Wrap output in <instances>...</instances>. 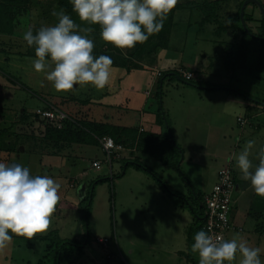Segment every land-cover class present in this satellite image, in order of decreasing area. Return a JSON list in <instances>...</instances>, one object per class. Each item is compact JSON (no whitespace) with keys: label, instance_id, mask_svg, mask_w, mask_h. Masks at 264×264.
<instances>
[{"label":"rangeland","instance_id":"1","mask_svg":"<svg viewBox=\"0 0 264 264\" xmlns=\"http://www.w3.org/2000/svg\"><path fill=\"white\" fill-rule=\"evenodd\" d=\"M180 1L181 0H179V2ZM189 1L190 0H182L184 8H177L174 11V21L167 40L168 48H166L165 57L161 66L163 65V67H166L167 70L165 71H183V69L189 70L192 68L200 70V72H197L196 80L203 82L205 86L203 84L191 86L182 82L180 79H174L171 81V79L165 78L166 80L163 85L164 93L162 95L161 103V97L157 95V91L158 83L161 82L159 77L164 70L156 71L158 78L157 83L155 84V77L152 85L147 83L149 77L152 75L150 68L146 70H132L130 76L127 74L122 75L121 72L118 71H113L111 82H113L114 85H121L124 87L128 85L129 81L134 82V90H130L128 93L126 91V97H129L131 100L130 105H134L136 103L135 100L137 102L140 101L142 96L145 98V103L143 110L138 108H135L134 110L129 109L125 104L128 99H126L125 102V98L122 97L120 103L117 102V104H113L112 107L109 106L112 109H106V111H103L100 101L93 97L98 90L95 87L91 85H77L74 86L72 90L58 92L53 88L51 82H48L44 78L43 73H37L34 70L27 71L26 69L20 68V66H32L31 61L34 58L16 59L17 64L20 66L18 65L17 69L13 72L15 76L28 82V85L35 92L45 94L47 93L46 90L49 88L51 94H57L55 104L56 109L66 113L67 117L73 116L74 119L78 120L85 119L104 122L101 118L105 113H114L115 118L112 119V116H110V120L106 118V122L122 124L128 127L139 126V119L142 114L146 115L147 120L148 118L149 120L150 118L153 119L152 115L158 116V108L161 105L164 112L168 114L172 126V134L175 139H182L180 142L182 143L185 152V159L184 156H181L183 161L182 168L190 178L189 180L184 178L175 168L164 167L157 158H154L145 152H141L138 155L144 163L156 170L159 175L170 178L172 181L171 184L175 187L172 192L174 194L180 193L182 194L181 196L184 195L186 199L192 197L189 190H192L191 185L194 186L195 184L194 188L198 190L197 185L200 183L201 179L204 178V189H209L211 184L215 183L213 182L215 174L230 164L228 163L224 165L225 160L222 157L223 155L225 156L230 149L229 145H223L219 148L220 152L223 154L220 157H218V151L215 155L207 154V152L200 153L198 152L199 149L197 146H194V141L190 138V133L194 132L197 126L201 125L200 132L204 133L206 129L208 131L212 130L209 132L208 137H220L224 128H233L235 131L240 130V124L237 121L238 116L241 115L248 119L251 117L247 114V111H242V113L240 111L235 112L234 110L226 112L223 110V108L226 109V105H223V107L218 110H216L215 105H209L210 97L213 96L214 92H223L221 90H216L219 88V85H232V88L239 91L237 94L239 96L240 93H243L245 98L255 96L264 100V68L258 64V62L264 64V40L251 39L246 34V28L242 24L241 26H243L245 32L241 31V33L238 34V39H243L245 43V46H243L245 47L243 52H245L246 55L240 56L238 55L239 53L234 54V51H232L233 49H227V53H225L224 44L219 42L233 39L232 28L230 27V24H228V19L231 10L234 8V4L232 3H235V1L217 0L219 6L224 5L221 12L218 11V13L220 12V18L216 21L207 22L205 24L203 23L205 11L200 7L186 8L185 6ZM193 1L202 3L205 0ZM213 1L216 0H212V2ZM179 2L177 4H179ZM42 3L46 2L42 1ZM181 5L180 7H182ZM40 10L41 9L38 7L32 8L30 16L32 26H36L38 23V25L49 26L57 22V19H54L55 22L46 21L45 18L42 19L39 15ZM246 12L252 14L254 17L253 20L246 21L248 28L253 31L251 32L249 30V35L254 36V33L259 32V27L264 24V15L261 13L258 6H255L254 8L248 7ZM26 18L28 19L27 15H21L19 19L24 22L27 20ZM222 22L225 25H228L229 28L222 30V27L220 26V23ZM17 29L19 34L13 35V38L0 35V46L1 43H5V46L8 48V50H0V67L3 71L9 69V62L4 61V59L9 58L12 62L14 57L12 53L17 50H24L23 44L18 43L24 41L22 37L26 28L24 31L22 26ZM17 38L18 41L16 40ZM10 47L11 51H9ZM240 50L241 48L238 49V51ZM15 53L18 55L17 53L20 52ZM235 56L236 58H234ZM243 56L245 58H243ZM243 60L245 61L244 66L240 65ZM171 61L175 63L172 64ZM198 62L199 64H197ZM168 65H172L173 67L167 68ZM179 65L182 66L178 67ZM202 65L205 68H202ZM117 69L118 68L115 70ZM201 72L204 73V75H202ZM118 77H121V80H118ZM41 82H43V85ZM104 90H106V88ZM97 93H99V91ZM232 94L236 95L235 93ZM135 95L138 96L139 100L136 99L137 97H135ZM45 96L41 98L39 95H34L26 89H18L16 97L13 99L2 100V97H0V106L3 107V110H6L11 104L15 105L14 109L23 104L28 109V112L31 111L29 114V120H31L32 125L34 123L32 118L34 113H32V111L35 112L37 107L44 106L46 102H44L45 100L43 101V98ZM92 99L96 100L92 102ZM82 101H87V103H83ZM212 101L215 100L212 99ZM253 104H255V111L262 110L261 105L258 102ZM257 113L262 115L264 114V111ZM122 114H124V117L116 118V116H121ZM12 117H14V115L11 112L8 113V118ZM12 120H14V118L8 121V123L11 124ZM201 120L203 121L202 123H204L203 125L198 123ZM205 120L211 121L210 128L207 126ZM147 123L150 122L148 121ZM249 123L252 124V126L250 124L246 126V128L249 129L253 127V123H259L260 131L258 135H261L264 138V115L259 116V118H252ZM57 125L59 126V124ZM2 126L3 125L0 124V128ZM162 128L164 129V124ZM42 129L44 130L43 133H45L46 126ZM25 130H28L29 132L31 131L27 128ZM42 134L39 131L36 132L35 135L38 137L28 140L27 144H23L26 146L24 150L22 148L23 145L19 146L13 158L18 159V161L20 160V164L28 167L31 172L48 171L46 168L47 163L41 165L40 162L41 160L42 162L47 160V162L50 161L51 163L48 164H51L52 168L55 169L53 170L54 175L50 173H48V175L61 185L59 189L60 200L57 203L55 212L52 216V224L50 228L44 233H37L34 238L13 235V239L8 246L0 249V264H39L46 252V247L48 246V241L39 239V235H49V239H51V244L53 246H56L58 242L62 240L82 241L84 239L86 229L84 227L83 212L78 208V186L72 188L69 192L67 184L70 178L64 176H70V173L74 174V172L80 170L82 173L86 172L85 176L80 179L82 184L87 183L84 187L93 189L92 191H94V195L89 216L91 242L86 247L85 255L76 256V259L78 258L76 264H113L116 258L115 247H117V241L124 251L130 255V258L126 257L127 260H134L133 256L135 255L140 259L138 260V263L140 264H164L165 255L162 253V257L159 259L157 254H160L161 252L156 253V251L150 247L154 245L162 247L167 243H176L183 240L182 235H179V231L176 232L174 238H169V234L161 231L159 223H156L152 219V215L150 216L151 210H153L151 208L161 205V199L155 198V193L157 195L161 194L160 192L165 193L163 187H165L166 181H159L160 178L157 180L150 175L151 173L147 174L141 170V172H139L136 171V169H122L120 166L121 164L118 162L113 163L112 173L116 174L121 171V176L118 177L116 175L114 178H117L112 180L113 176L110 175L111 168L108 164L110 163V160L104 155L101 146L98 145L97 147L88 144L79 145L75 143L67 145L58 152H55L56 149L52 147L51 155L48 153L47 148L44 147L46 144L40 139ZM193 134L192 138L195 139ZM199 137L202 140L200 134ZM199 137L196 138V141H199ZM233 140L235 141L236 137H233ZM184 141L186 142L184 143ZM263 144L264 142L262 143L260 140L256 141L255 145L260 147L257 149L255 155L252 152L250 156L251 160L253 158L252 161L258 162L256 156ZM26 148L27 151H25ZM32 149L33 151H29ZM240 151V149L234 150L236 153ZM48 155L51 156L48 158ZM228 155L230 156V154ZM198 156L201 157L200 162H197ZM96 157L102 161V167L100 168L93 165V161ZM122 157L126 158L130 156L122 155ZM52 162H55V165ZM100 176L106 177L105 181H100L97 185L91 184L93 180L96 181ZM148 178H151V181L155 183L148 182ZM90 184L91 187H89ZM151 185H154L157 188L154 190L147 188ZM234 195L235 191L233 196ZM65 199H67V202H65L62 207L60 205L61 201ZM178 200L180 201L181 199L179 198ZM72 201L77 204L76 207L69 206L68 202ZM188 209L190 208L188 207ZM154 213L156 215L160 214L161 210L158 209ZM157 217L158 220H160L159 216ZM99 238H107L108 245L103 247L98 241ZM109 251L111 252L110 255H108ZM73 255L74 254H70L69 258L73 257ZM117 260H122L119 251ZM173 260L175 261V264L178 263V259Z\"/></svg>","mask_w":264,"mask_h":264},{"label":"clouds","instance_id":"2","mask_svg":"<svg viewBox=\"0 0 264 264\" xmlns=\"http://www.w3.org/2000/svg\"><path fill=\"white\" fill-rule=\"evenodd\" d=\"M178 2L70 0L72 11L81 21L99 25L101 39L122 50L144 44L161 32ZM52 15L57 18L55 24L35 32L28 27L23 33L26 45L34 49L33 70L43 73L58 92L77 85H91L99 90L109 87L113 60L109 55H94V40L87 35L93 29L82 28L63 10H53ZM255 143L248 140L229 160H235L242 178L250 182L258 196L264 197V146L257 153L258 163L253 164L250 156ZM60 187L47 174L34 175L20 163L0 161V249L8 246L13 235L32 238L50 228ZM191 251L198 255V264H233L237 260L238 264H264V247L252 246L238 234L225 238L201 229L194 235Z\"/></svg>","mask_w":264,"mask_h":264},{"label":"crops","instance_id":"3","mask_svg":"<svg viewBox=\"0 0 264 264\" xmlns=\"http://www.w3.org/2000/svg\"><path fill=\"white\" fill-rule=\"evenodd\" d=\"M230 1H235V3L234 2L232 3V4H234V8H233V10H231V14H229V19H228V24L231 25L232 20H233V16L235 15V13H237L239 11L240 2L242 0H230ZM179 3H182V0ZM49 22H55V20L50 19ZM96 29L97 30L92 31L90 34L89 33L87 34V35H89V38L94 40V44H95L94 48L97 47V49L99 51H101V50L102 51H108V49L110 48L111 50H115L114 56L122 55L125 57H130V54H133L134 55L133 58L135 59V61L142 64V68H140V69L146 70V69L150 68V70L152 71L151 72L152 75L149 77V80L147 82L148 84L152 85V82L154 81L155 77H156L155 84L157 83L158 78H157L156 71L167 70L166 67H163V65L161 66V64H162V61L165 57V52H166V48H168V44L166 46L160 48L159 50H161V51L158 50L155 53H153V51H154L153 47H150L149 44H146V46L144 48H143V45H145V44H142V45L137 44L132 49H123L122 50V49L114 47L110 43H106L105 41H103L100 37V31H98L97 27H96ZM0 35H5V37H10V38L14 37L13 35L4 34V33H0ZM16 40L18 41V38ZM156 40H158V39H156ZM20 43L23 44L24 50L14 51V53H12V55H14L12 62L9 60V58L4 59V61L9 62V69L7 71H3L2 68L0 67V97H2V100H10V99H13L16 97V93H17L18 89H26L27 91H29L30 93H32L34 95H39L41 98L46 95L43 98V101L45 100L44 102H46L45 104L50 105V106H52V105L55 106L57 94H55V93L51 94V92L49 91L50 90L49 88L46 90L47 93H45V94L39 93V92H35L34 90H32V88L28 85V82L22 80L21 78H19L17 76L15 78H17L18 80H21V81L17 82V84L13 83V81L10 79L9 76H15L13 74V72L15 69H17V66L19 65V64H17L16 59H18V58H25V59L27 58L28 59L30 57L35 58L34 55L24 54V52H26L28 47H27L25 41L19 42L18 44H20ZM5 45H6L5 43H1L0 50H2V49L8 50L7 46H5ZM138 48L143 49V51H142L143 53H138V56H141V59H139L137 61V59L135 57L137 56L136 55V49H138ZM225 48H226V46L224 45V49ZM9 51H11V47H10ZM224 51H225V53H227L226 49ZM15 52H20V53H17L18 55H16ZM140 54H142V55H140ZM171 62H172V64L175 63L173 61H171ZM197 64H199V62ZM258 64H259V62H258ZM240 65L244 66V63L242 62V63H240ZM160 66H161V68H160ZM181 66L182 65H179L178 67H181ZM259 66L262 67L263 65L259 64ZM169 67L172 68L173 66L168 65L167 68H169ZM20 68L26 69L27 71L28 70L33 71L32 66H27V67L20 66ZM116 68H118V69L115 70ZM202 68H205V67L202 65ZM132 70L135 71L136 69H132ZM132 70H127L124 67L113 65V71L121 72L122 75L127 74L128 76H130ZM137 70H139V69H137ZM183 72H192L194 74H197V72H200V70H195L194 68L189 69V70L183 69ZM202 75H204V73H202ZM118 80H121V77H118ZM221 85H223V84H221ZM221 85H219V86H221ZM46 88H47V86H46ZM134 88H135V84L133 81H129L128 85L124 86V87H122L121 85H114L113 82H111L110 86L106 87V90H104V89L99 90L98 89L97 92L99 91V93L96 92L93 97L97 98V100L100 101L103 111H106V109H112L110 107H112L113 104H117V102L120 103L122 97L125 98V102H126V99H128L127 103H125L127 105V108L133 109V110L135 108H138V109L143 110V106L145 103L144 96H142L141 100L138 102L135 100L136 103L132 106L130 105L131 100L129 99V97H126V91L128 93V91L134 90ZM207 89H209V88H207ZM216 90H221L223 92H214L213 96L210 97L209 105H212V106L215 105L216 110L222 108L223 105H226V109L223 108V110L226 112H231L234 110L235 112L240 111L242 113V111H247V114H249L251 117L249 119L244 118L241 115L237 117V121L240 124V130L239 131H235L233 128H230V129L224 128L223 132L220 134V137H218V136L217 137L216 136L208 137L209 132L212 130L208 131L206 129V131L204 133L200 132V129H201V125H200V126H197V128L194 132L190 133L191 137L190 136L189 137L194 141V146L195 147L197 146V148L199 149L198 152H200V153L201 152H207V154H214L215 155L216 152L218 151L217 152V153H219L218 157L223 155L220 152V149H219L220 147H222L223 145H229L230 146V149L228 150L227 154L225 156L223 155L222 157L225 160L224 165H226L228 163L231 164V167H232V169L235 173V176H236L237 187L235 189L234 206H233V210H232V214H231L232 228L227 232L226 238H231L232 236L238 234V235L246 238L249 241L250 245L264 247V197L258 196L254 192V190L252 189L250 182L247 180H244L242 178L241 173L239 172V170L237 169V167L235 165V160H231V161L229 160V157L232 156L234 153H236V152H234V150L235 149L242 150L243 146L245 145V143L248 140H255V142L257 140H260V141H262V143L264 142L263 136L258 135L259 131H260V124L259 123H256V124L253 123L254 125L250 129L246 128V126H248L250 124L249 122H250V120H252V118H259V116L264 115V114L260 115L257 113L260 111H264V103H262V102H264V100L259 99L258 97H255V96L245 98V96L242 93H240V96H239V95H237L238 93L231 92V91H228V90H225L222 88H220V89L217 88ZM232 93H235L236 95H234ZM135 97H137L136 99L139 100L138 96L135 95ZM212 99H214L215 101H212ZM95 100L96 99H92V102H94ZM255 102H258L261 105L262 110H258V111L254 110L255 104H253V103H255ZM14 106L15 105L11 104L9 106V108H7L6 110H3L2 109L3 107L0 106V124L3 125L0 128V136L6 135L5 138L7 139V142L9 143L8 144L9 148L13 147V143H16V145H18V146L23 145L22 143L19 144V142H20L19 138H20V136L22 138H24L25 137L24 134H26V133L31 134V133H34V132L36 133L39 131L42 134L44 131L42 128L44 126H46V122L42 121V119H40L37 115H35V116H37L38 118H34V116H33L34 123L31 125V120H29V118L27 119V115H29L31 113V111L28 112V109L23 104L16 107L15 109H14ZM39 108H42V106L37 107L35 112L32 111V113L36 114V112ZM10 112L14 115V117L8 118V113H10ZM110 116H112V119L115 118L114 113H110V114L105 113L103 115V117L101 118V120L106 122L107 121L106 118H108V120H110L109 119ZM117 117L122 118V117H124V114H122L121 116H116V118ZM126 117H127V115H126ZM152 117H153V119L150 118V120H149V118H148V120H147L146 115L142 114L140 116V119H139L140 129L141 130H148V131L151 130L152 132H161L163 130L162 125H160L159 121L156 120V116L152 115ZM13 118H14V120H12L11 124L8 123V121H10ZM240 118L246 119V123L242 124L239 120ZM148 121L150 123H147ZM202 122L203 121L201 120L198 123L203 125L204 123H202ZM205 122H206L207 126H209V128H210L211 127V123H210L211 121L205 120ZM250 125L252 126V124H250ZM8 127H9L8 130H4L5 128H8ZM26 128L31 130V131L29 132L28 130H25ZM221 128H223V127H221ZM17 134L20 135L18 138H17ZM192 134L194 135L195 139L192 138ZM199 134H200L202 140L200 139ZM198 137H199V141H196V138H198ZM233 137H236L235 141L233 140ZM177 140L180 142V140H182V139L177 138ZM231 141H232V143H231ZM185 142L186 141H184V143ZM180 145L183 146L182 143ZM255 146L256 147H254L252 150L254 155L256 154L257 149L260 147L258 145H255ZM263 146H264V144H263ZM25 147L26 146L23 145V147H22L23 150L25 149ZM16 150H18V149L14 148L11 151H4V150L1 151L0 152V161L6 162L9 164L20 163V160L18 161V159L13 158L14 154L16 153ZM25 151H27V148ZM29 151H33V149L29 150ZM126 151H127V154H126ZM122 154L124 156H128V155L131 156L129 149L124 150L122 152ZM228 154H230V156ZM184 159H185V157H184ZM95 160H100V159L98 157H96ZM252 160H253V158H252ZM47 161L42 162V160H41L40 164L43 165V164L47 163L46 168L48 169V171H46L47 172L46 174L48 175V173H50V174L54 175L53 170L55 168H52V165L48 164L51 162L50 161L47 162ZM200 161H201V157L198 156L197 162H200ZM52 163H54V165H55V162H52ZM118 163L121 164L120 161H118ZM257 163H258L257 161H253V164H257ZM162 164L164 165V167H168L164 163H162ZM128 168L129 169H136V171H139V172L144 171L142 169H138L137 167H135L133 165L128 166L127 169ZM154 171L157 172L156 170H154ZM144 172H146L147 174H150L147 171H144ZM218 172L215 174V178L213 181L215 183L217 182V179H218ZM31 173L36 175V174H40L41 172H31ZM85 174H86V172L82 173L80 170V171L74 172V174L70 173V176L69 175H64V176L66 178H70V180H72L76 184L79 181H81L80 179L83 176H85ZM125 174H126V172H125ZM150 175H152L155 179H157L156 176H154L153 174H150ZM161 177L164 181H166V185L168 186V188H170L172 190L175 189V187L171 184L172 181L170 178L163 177L162 175H161ZM147 181L150 183H155V182L151 181V178H148ZM213 182H211V183H213ZM215 183L211 184V187L206 190V189H204L205 187L203 186L204 185V178H202L200 183L197 185L198 186L197 191L207 194L208 192L211 191V189ZM207 184H209V183H207ZM147 188L154 190L157 187H155L154 185H151L150 187H147ZM168 188L166 186L163 187V191L165 193L160 192L161 194H159V195H157L155 193V198L161 199V205H158L155 208H151L153 210H151L150 216L152 215V219L156 223L157 222L159 223L161 231L169 234V238H174L176 236V232L179 231L180 232L179 235H182L183 240L176 242V243L170 242V243L163 245L162 247H158V246L154 245V246H151L150 248L154 249L156 251V253L161 252L160 254H157V257L159 259L162 257V253H163V255H165L164 264H175V261L173 259H178L177 264H198L199 257L196 253H193L191 251V245L194 243L195 233L197 231L203 229V227L199 223V221H202V219L196 217L193 210L188 205H185L182 198H180L181 200L179 201L178 197L171 195L169 192L170 189H168ZM189 190L191 193V189H189ZM65 202H67V199L61 201V204L60 203L59 204L63 207ZM179 202H180V204H179ZM68 204L71 207H75L74 206L75 203L73 201L68 202ZM188 207L190 209H188ZM158 209L161 210V213L156 215L154 212ZM157 216H159L160 220H158ZM115 249H116V258H115L113 264H140V263H138L139 262L138 260H140V259L138 257H136L135 255L133 256L134 260L128 259L130 262L127 260L126 257L130 258V255L126 251H124V249L118 244V241H117V247H115ZM118 251L122 256V260H117L118 259ZM262 259H264V256H262ZM233 264H238V260L234 261Z\"/></svg>","mask_w":264,"mask_h":264},{"label":"trees","instance_id":"4","mask_svg":"<svg viewBox=\"0 0 264 264\" xmlns=\"http://www.w3.org/2000/svg\"><path fill=\"white\" fill-rule=\"evenodd\" d=\"M42 1L46 3H42ZM180 5L182 7H180ZM241 5H242V1L240 2V9H241ZM34 7H38L41 9L39 12V15L42 17V19L45 18L46 21H49L50 19H57L55 16L52 15L53 10L57 12L63 10L66 14L70 15V17L77 24H79L82 28L91 27L93 31H95L97 30L96 29L97 27L98 31H100L99 25H89L86 21H81L79 19L77 14L72 11V5L70 3V0H0V33L9 34V35H17L19 34L17 31L18 30L17 28L22 26L23 31H24L25 28L27 30L28 27H31L32 20L30 19V16H31V10ZM185 7L186 8L200 7L201 9H203L205 11L203 23L205 24L207 22L216 21L220 18V12L222 8L224 7V5L219 6V3L217 2V0L213 2L212 0H205L202 3L198 1L190 0ZM177 8H184L183 3H179L176 5V7L169 13L162 31L156 35L151 36L149 40L146 43H144L145 45H143V48L146 46V44H149L150 47H153V50H154L153 53H155L160 48L167 45L168 43L167 40L170 35L171 26L174 21L173 14ZM240 9L233 16L232 24L230 25V27L232 28L233 39L229 41H219V42L226 46L225 48L226 50L233 49L232 51H234V54L239 53L238 55L241 56V55H246V54L245 52H243V49L245 48L243 47L245 46L243 39L242 38L238 39V36H239L238 34L241 33V31L245 32L243 29V26H241L242 22H241V17H240ZM218 11L220 12L218 13ZM21 15H27L28 19L26 18L27 20L22 22V20L19 19ZM253 19L254 17L252 14L247 13V12L245 13V21H250ZM222 23H220L222 30L229 28L228 25H225L224 23L223 24ZM38 24L36 26H32V29L34 32L38 30L40 27H42V25H38ZM259 28H260L259 32H256L254 34L260 37H264V24H262ZM249 30L253 32L252 29H249ZM249 30H246V34L251 39L253 38L259 39L256 36H250ZM239 48H241L240 51H238ZM142 51L143 49H139V48L136 49L137 56L135 58L137 59V61L141 59V56H138V53H143ZM93 53L96 56L100 54L109 55L113 60V65L124 67L127 70L142 68V64L135 61V59L133 58L134 57L133 54H130V57H125L122 55L114 56L115 50H111L109 48L108 51H102V50L99 51L97 47L93 49ZM24 54H28V55L30 54V55L35 56L34 49L30 47H28V49L26 50V52H24ZM261 57H262V54H261ZM234 58H236V56ZM243 58L245 57L243 56ZM242 62L245 63L244 60ZM259 64L261 65L262 63L259 62ZM262 65H263L262 67L264 68V64ZM182 73H183L182 70L181 71L171 70V71L162 72V75H160L159 77L162 83L161 82L158 83V91H157V95L161 97V101H160L161 103H162V95L164 93L163 85L166 79H171V81L174 79H180L182 82L188 85H191V86L196 85V84L204 85L203 82L196 80L197 74L193 73L192 78L186 79ZM9 77L15 84L21 81L15 78L16 76H9ZM219 88H222V89H225L231 92L233 91L235 93H239V91L237 89L232 88L231 85L223 84L219 86ZM82 102L87 103V101L86 102L82 101ZM55 106L44 104V106H42V108H39V109L51 110V111H54L58 115L63 113L61 110L56 109ZM35 115H37L40 118V114H38V112H36V114L33 115L35 118H38ZM29 117L30 116L27 115V119ZM156 120L159 121L160 125L163 126L164 124V129L160 133L151 132L148 130H141L139 126L128 127L125 125L114 124V123H109V122H98L94 120H85V119L78 120V119H74L73 116H68L59 121L61 123V126H58L57 124H52L46 121V124H47L46 130H45V133L42 134L40 139L46 144L44 147L47 148L48 153L52 155L51 153L52 147L56 149L55 152H58L59 150L61 151L63 148H65L67 145H71L75 143L101 146V139L105 136H111L115 140L116 144L122 145L125 150L129 149L131 153L130 157L124 158L122 156L120 157L116 156V158H113V157L111 158V162L108 164L111 168L110 175L113 176L112 180L117 178V177L114 178V176L116 175L118 177L121 176V173H120L121 171L116 174L112 173L113 163L120 161L122 164L121 165L122 169H125V168L127 169L128 166L133 165L137 167L138 169H142L144 171H147L148 173L153 174L154 176H156L157 179L160 178V180L158 179L159 181H164L161 175H159L157 172H155L152 169V167L148 166L146 163L142 161L141 157L138 155V153H141V152H145L147 154L152 155L153 157L157 158L159 161H161L162 163H164L170 168L177 169L184 178H187L189 180L190 177L187 176V174L183 171V168H182L183 161L181 159V156H184L185 152L182 146L178 143V141L175 139L174 135L172 134V129H171L172 126L168 118V114L164 112V109L161 105L158 108V116H156ZM42 121H45V120L42 119ZM8 129L9 127L5 128L4 130H8ZM24 135L25 137L22 138L19 134H17V138L20 136L19 138L20 142L18 141L19 144L21 143L27 144L28 140L38 137L35 135V132L31 134L26 133ZM5 137L6 135L0 136V152L3 150L11 151L14 148L15 149L19 148V146L16 145V143H13V147L9 148L8 146L9 143L7 142V139ZM120 152L122 153L123 151L120 150ZM51 155H48V157ZM101 167H102V161H101ZM44 174H46V171H42L39 175H44ZM233 175L236 180L234 171H233ZM105 179L106 177L100 176L97 178L96 181L93 180L91 184L97 185L98 182L105 181ZM86 184L84 183L82 184V181H79L78 183L75 184L72 180H69L67 184L69 191H71L72 188L78 186L77 187V191L79 190L78 191V194H79L78 208L83 212L84 227L86 229L84 239L82 241L81 240H62L58 242L56 246H53L51 244V239H49V235H46V236L39 235L38 236L39 239L48 241L47 242L48 246L46 247V250H45L46 252L44 256L42 257V260L40 261L39 264H47V263L49 264H76L77 259H78V258L76 259V256L85 255L86 247L91 242L89 216H90V211H91L92 198L94 195V191H92L93 189L84 187ZM91 184L89 185V187H91ZM165 186L168 188L166 183H165ZM194 186L191 185L192 197L187 198V199L185 198L184 195L181 196L182 194L180 193L174 194L172 192V189L170 188L168 189H170L169 192L171 195H174L175 197H178V198H182L185 205H188L193 210L196 217L202 219V221H199V223L203 227L206 194L203 192H198L194 188ZM76 205L77 204L75 203L74 206L76 207ZM100 239H104V238L98 239V241L103 247L108 245L107 244L108 241L101 242ZM70 254L71 255L74 254L73 257L69 258ZM110 254L111 252L109 251L108 255ZM66 258H69V259H66Z\"/></svg>","mask_w":264,"mask_h":264},{"label":"built area","instance_id":"5","mask_svg":"<svg viewBox=\"0 0 264 264\" xmlns=\"http://www.w3.org/2000/svg\"><path fill=\"white\" fill-rule=\"evenodd\" d=\"M186 79L193 77L192 72H183ZM40 118L52 124H59L60 120L67 117L63 112L60 115L51 110L38 109ZM242 124L246 119H239ZM103 152L111 162V158L120 157V150L124 149L122 145L116 144L111 136H105L101 139ZM93 165L101 167V161L95 160ZM237 187L230 164L219 171L218 180L211 191L205 196L204 225L203 229L210 230L211 234L220 235L226 238V233L232 228V210L234 206V191ZM101 242H107V238L100 239Z\"/></svg>","mask_w":264,"mask_h":264},{"label":"water","instance_id":"6","mask_svg":"<svg viewBox=\"0 0 264 264\" xmlns=\"http://www.w3.org/2000/svg\"><path fill=\"white\" fill-rule=\"evenodd\" d=\"M255 4L256 6H258V8L261 10V13L264 15V3L262 2V0H244L241 9H240V17H241V21L243 26H245L246 30H249L248 26L246 25V21H245V13H246V8L249 6V4ZM254 36H256L257 38L264 40V37H260L254 34Z\"/></svg>","mask_w":264,"mask_h":264},{"label":"flooded vegetation","instance_id":"7","mask_svg":"<svg viewBox=\"0 0 264 264\" xmlns=\"http://www.w3.org/2000/svg\"><path fill=\"white\" fill-rule=\"evenodd\" d=\"M243 2H244V0H242V4H243ZM262 2H263V0H262ZM241 6H242V5H241ZM255 6H256V5L252 3V4H249L248 7L254 8ZM248 7H247V8H248Z\"/></svg>","mask_w":264,"mask_h":264}]
</instances>
